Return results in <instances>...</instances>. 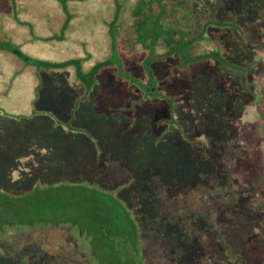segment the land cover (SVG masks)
<instances>
[{"label":"trees","instance_id":"trees-1","mask_svg":"<svg viewBox=\"0 0 264 264\" xmlns=\"http://www.w3.org/2000/svg\"><path fill=\"white\" fill-rule=\"evenodd\" d=\"M69 1L59 0L64 14L60 35L39 39L33 34L28 41L71 42L78 29L69 27L73 18ZM11 2L15 7L14 0ZM98 2H102L98 5L104 10L98 6V14L90 17L92 27L84 30L96 33L98 46H93L92 61L78 52L49 60L26 51L30 42L16 45L0 40V52L21 60L20 69L24 73L31 70L34 99L43 94L40 90H44L46 82L54 91L65 94L60 98L48 96L53 106L46 108L42 104L43 109L31 103V108L24 110V105L14 100L7 110L0 103V181L3 179L10 185L6 191L0 182V237L13 229L69 225L87 245L84 247L94 264H145L142 232L147 223H142L138 210L120 197L126 192L123 189L126 185L113 187L114 191L120 189L118 193L101 187L100 183L105 180L98 163L107 168L104 164L118 152V160L129 163L137 171L131 181L137 183L144 178L143 189L151 197L156 194L152 182L166 179L164 174L172 177L181 168L184 184L188 183L187 176L196 168L192 151L199 153V160L195 159L198 169H208L203 166L207 162L216 167L204 155L206 145L191 138L190 129L197 125L199 132L205 133L210 125L211 130V126L218 127L215 129L222 135L229 129L237 130L232 118H228L230 115L226 116L228 120L216 116L224 109L236 115L235 98L227 95L228 103H224V108L216 100L226 73H246L251 69L249 64H241L246 63L248 57L246 59L244 49L237 45V36L243 44L248 43L245 36L249 26L244 22L248 19L244 14L247 10L240 8L243 14L237 15L238 9L237 12L229 10L224 0H96ZM223 29L226 34L220 35ZM83 42L77 44L85 51ZM133 69L144 77L139 80L133 76ZM104 71L111 72L108 74L110 82L122 84L135 96L125 108L108 110L106 98L111 94L107 91L101 96L105 101L102 108L90 99ZM6 87L7 83L2 81L0 88L4 91H0V98L11 97ZM198 98H202L200 103H203L198 104L199 109L195 107ZM139 107L152 108V124L166 129V134L173 127L179 132L176 138H171L175 146L172 154L168 153L167 145L159 146L158 151L148 150V146L139 149L142 137L139 127L147 130L146 121L131 124L121 120L123 113L136 119ZM204 109L209 113L204 114ZM179 112L184 124L178 117ZM37 113H46L48 117L45 119ZM259 115L264 117V108ZM16 117L21 119L16 120ZM8 127H12L11 130ZM126 140L130 146L124 147ZM93 154L94 161L90 159ZM89 171L96 173L95 182L85 180ZM258 212L262 214L260 209Z\"/></svg>","mask_w":264,"mask_h":264},{"label":"rangeland","instance_id":"rangeland-1","mask_svg":"<svg viewBox=\"0 0 264 264\" xmlns=\"http://www.w3.org/2000/svg\"><path fill=\"white\" fill-rule=\"evenodd\" d=\"M14 3L15 7L11 0H0V40L16 45L30 42L25 47L26 51L49 60L62 59L78 52L92 61L95 54L93 46H98L95 41L96 33L91 31L90 35L89 31L84 30L92 27L90 17L98 14L96 11L99 7L103 8L99 6L102 2L69 1L68 8L73 17L69 27L78 30L73 34L71 42L58 44L53 40H28L33 34L39 36V39L60 35L64 14L59 0H14ZM225 3L229 10L237 12L238 9L237 15L243 14L239 9L244 7L247 10L244 14L248 18L244 22L249 26L245 36L248 43L243 44L237 36V45L244 49L246 59L248 57L247 62L242 61L241 64H249L251 69L246 73L227 71L228 74L220 82L221 91L216 100L224 108V103H228L227 95L235 98L237 106L233 107H238L237 111L234 109L236 115L233 112L229 114L228 109H224L217 112L219 115L216 116L224 119L230 115L227 117L232 118L237 130L235 132L229 129L226 131L228 134L222 135L215 129L218 127L211 126V130L210 125L205 133L199 132L197 125H192L190 129L191 138L206 145L204 155L213 161L218 170L209 162L202 163L208 169H198L199 164L195 159L199 160V153L192 151L191 158L194 164L196 162L197 169L194 168L195 172L187 176L188 183L184 184L185 175L181 173L184 172L181 168L172 177L164 174L166 179L152 182L156 187V194L151 197L143 189L144 178H137V183L131 181L133 173L137 171L129 163H121L118 152L113 157L110 156L107 165L104 164L107 168L98 163L101 166L100 175L105 180L100 183L101 187L112 190L113 187L119 188L117 184L126 185L123 187L126 192L121 190L123 194L120 197L128 206L138 210L142 223H147L142 232L146 250L145 264H264V117L259 115L264 108V97H261L264 91V0H224ZM103 10L104 8L101 11ZM16 12L18 13L15 14ZM241 25L244 26V23ZM220 32V35L226 34L224 29ZM80 41H84L85 51L77 44ZM21 67V60L0 52V85L5 81V89L11 95L10 98H0L2 107L9 110L11 101L14 103V100H18L19 105H24V110L28 106L31 108V103L37 104L38 109H43L45 106L42 104L46 108L52 105L51 99L47 100L48 96L64 97L65 94L54 91L46 82L44 90H40L43 94H37L34 99L31 92L33 74L30 69L24 73ZM107 72H102L97 87L93 89L95 95L90 99L102 108L104 99L101 96L107 91L111 94L106 98L108 110L125 108V104L135 96L132 92L128 93L122 84L110 82L108 74L111 72ZM132 74L139 80L144 77L137 69H133ZM69 75L71 76L70 71ZM0 91L4 90L0 88ZM201 99H196L195 107ZM206 109L204 114L209 113ZM137 110L139 115L136 119L123 113L121 120L131 124L138 120L146 121L147 130L139 127L142 136L139 149L144 150L148 146V150L154 148L158 151L159 146L167 145L168 153L172 154L175 146L171 138L179 135L176 128L173 127L166 134V129L152 124V108L139 107ZM47 115L37 113V116H45V119ZM178 117L183 123L182 113ZM15 119L20 120L21 117ZM39 122L44 124L43 121ZM82 126L85 127L83 124ZM11 128L8 127L9 130ZM125 143L124 147L130 146L129 140ZM95 158L93 154L90 159L94 161ZM95 174L89 171L86 179L84 176L83 178L96 181L97 178L93 176ZM90 176L93 177L88 178ZM1 181L7 191L10 185L3 179ZM173 184L175 186H171ZM118 191L120 189L113 193ZM70 227L38 225L34 228L10 230L7 235L0 237V264H21L24 261L28 264H94L84 242L76 230Z\"/></svg>","mask_w":264,"mask_h":264}]
</instances>
